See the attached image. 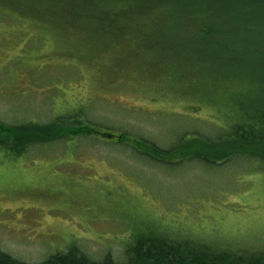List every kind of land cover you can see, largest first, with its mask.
<instances>
[{"label": "rangeland", "instance_id": "1", "mask_svg": "<svg viewBox=\"0 0 264 264\" xmlns=\"http://www.w3.org/2000/svg\"><path fill=\"white\" fill-rule=\"evenodd\" d=\"M121 5L0 0V121L93 128L15 158L0 148V251L40 264L77 247L91 262L126 264L135 238L171 234L264 252V163L161 162L132 148L229 133L242 117L235 92L253 88V107L264 100L262 55L238 59L216 20L206 36L194 14L123 21L110 15Z\"/></svg>", "mask_w": 264, "mask_h": 264}, {"label": "trees", "instance_id": "2", "mask_svg": "<svg viewBox=\"0 0 264 264\" xmlns=\"http://www.w3.org/2000/svg\"><path fill=\"white\" fill-rule=\"evenodd\" d=\"M121 6L111 8V13L117 19L131 21L134 16L147 17L154 12L159 15L186 13L194 14L191 26L197 28V18L201 28L206 29L205 35H214L215 32L207 21L216 20L224 26L216 32L221 39L236 48H241L237 54L240 59L242 53L261 56L264 59V0H117ZM209 12L216 13L215 18ZM104 14V13H103ZM107 14V13H106ZM109 15V14H107ZM211 18V19H210ZM118 21V26L122 23ZM110 28L114 24L109 21ZM105 25V24H104ZM129 26V25H128ZM106 28V27H104ZM126 28V27H125ZM239 88L244 81L250 84V77L235 74ZM253 88L248 90L240 88L232 99L235 111L242 115L241 120L231 122L228 132H222L215 137H200L187 139L186 133L179 144L171 150H164L151 141H136V149L141 155L164 162L169 157L177 161L190 160L206 165H221L228 163L236 157H248L264 163V100L255 107L259 97L253 100ZM229 120L233 119L232 106L229 108ZM73 117L58 118L47 124L25 122L17 125L0 123V148L8 155L20 156L36 146L55 143L67 138L69 135L81 133L93 134V128H73ZM77 123V122H76ZM128 136L120 135L123 144ZM208 138V139H207ZM165 239L154 237L139 239L136 246L128 249L129 259L126 264H264V252L237 249L228 247L213 248L191 240L176 241L174 248L164 247ZM0 264H28L6 256L0 251ZM40 264H115L107 259L101 263L91 260L79 252L77 247L67 252L56 253Z\"/></svg>", "mask_w": 264, "mask_h": 264}, {"label": "bare ground", "instance_id": "3", "mask_svg": "<svg viewBox=\"0 0 264 264\" xmlns=\"http://www.w3.org/2000/svg\"><path fill=\"white\" fill-rule=\"evenodd\" d=\"M170 236H174V235L168 234L166 236L167 238L165 239V242H164V247H168V249L174 248V245L176 244V240H174ZM168 237H170L171 239L168 238ZM145 238H154V237H147V236L137 237V238H135L136 239L135 243L131 247L136 246V244L139 241V239H145ZM159 238H163V237H159Z\"/></svg>", "mask_w": 264, "mask_h": 264}]
</instances>
